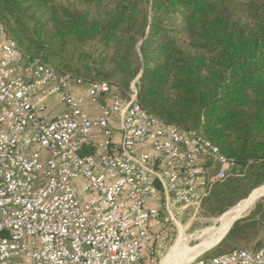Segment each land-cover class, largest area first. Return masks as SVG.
Returning a JSON list of instances; mask_svg holds the SVG:
<instances>
[{
  "label": "built area",
  "instance_id": "built-area-1",
  "mask_svg": "<svg viewBox=\"0 0 264 264\" xmlns=\"http://www.w3.org/2000/svg\"><path fill=\"white\" fill-rule=\"evenodd\" d=\"M209 140L30 61L0 23V264H157L183 210L237 173ZM190 264H264L233 249Z\"/></svg>",
  "mask_w": 264,
  "mask_h": 264
},
{
  "label": "trees",
  "instance_id": "trees-1",
  "mask_svg": "<svg viewBox=\"0 0 264 264\" xmlns=\"http://www.w3.org/2000/svg\"><path fill=\"white\" fill-rule=\"evenodd\" d=\"M0 23L28 60L122 96L134 82L146 112L216 145L238 174L205 199L241 190L218 214L264 182V0H0Z\"/></svg>",
  "mask_w": 264,
  "mask_h": 264
},
{
  "label": "rangeland",
  "instance_id": "rangeland-1",
  "mask_svg": "<svg viewBox=\"0 0 264 264\" xmlns=\"http://www.w3.org/2000/svg\"><path fill=\"white\" fill-rule=\"evenodd\" d=\"M235 172L238 174V168L235 169ZM229 178H231V176L222 182L216 183L212 187V191L216 189V187L223 185L229 180ZM261 186H264V182L249 190L243 198L237 200L232 206L228 207L227 210L241 200L249 198ZM240 193L241 190L233 193L230 197L224 199L222 203L209 201L207 198L202 202L197 211H194L192 208L184 209L182 216L179 219L178 227L174 228L172 235L170 236L169 244L167 248L160 253L157 264H161V262L166 259L169 262L168 264H190V262L196 258L208 259L221 254L222 252H220V250H222V247L220 245L218 249L217 245L222 239L214 246H209L203 249L198 256H193V250L203 242L210 241L216 236L217 228L219 226L218 217L227 211L218 214L217 210L221 205H224V202L226 204L233 198H237V195ZM258 208L260 210H258ZM252 215L254 216L253 224L247 228L245 233H242L241 238L234 241L233 238L235 237V234H231L225 241V252L236 247L237 244L247 250H256L264 243V193L251 206L243 211L241 215H239L241 217L238 220L248 218Z\"/></svg>",
  "mask_w": 264,
  "mask_h": 264
},
{
  "label": "bare ground",
  "instance_id": "bare-ground-1",
  "mask_svg": "<svg viewBox=\"0 0 264 264\" xmlns=\"http://www.w3.org/2000/svg\"><path fill=\"white\" fill-rule=\"evenodd\" d=\"M263 193H264V186H261L249 198L241 200L236 205H234L229 210H227L225 213H223L221 216H219L218 217L219 226L217 228L216 236H214L210 241L203 242L202 244L197 246L193 250V256H198L203 249L216 244V242L219 241V239L228 230V227L230 226V224L236 218H238V216L241 215L243 211H245L249 206H251ZM168 263L169 262L167 261V259L161 262V264H168Z\"/></svg>",
  "mask_w": 264,
  "mask_h": 264
},
{
  "label": "water",
  "instance_id": "water-1",
  "mask_svg": "<svg viewBox=\"0 0 264 264\" xmlns=\"http://www.w3.org/2000/svg\"><path fill=\"white\" fill-rule=\"evenodd\" d=\"M240 217H241V216H240ZM240 217L236 218V219L230 224V226L228 227V230L230 229V227L232 226V224H233L236 220H238ZM228 230L225 232V234L228 232ZM225 234H224V235H225ZM224 235H223V236H224ZM223 236L219 239V241L223 238ZM219 241H217L216 244H217ZM214 245H215V244H214ZM214 245H213V246H214Z\"/></svg>",
  "mask_w": 264,
  "mask_h": 264
}]
</instances>
